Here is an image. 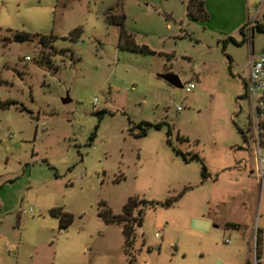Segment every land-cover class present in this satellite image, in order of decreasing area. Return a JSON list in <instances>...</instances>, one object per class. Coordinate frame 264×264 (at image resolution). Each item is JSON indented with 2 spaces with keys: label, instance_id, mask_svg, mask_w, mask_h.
I'll return each mask as SVG.
<instances>
[{
  "label": "rangeland",
  "instance_id": "1",
  "mask_svg": "<svg viewBox=\"0 0 264 264\" xmlns=\"http://www.w3.org/2000/svg\"><path fill=\"white\" fill-rule=\"evenodd\" d=\"M187 1L0 0V264H264L239 31L264 22V0H202L204 20ZM120 13L150 52L118 46L106 16ZM40 34L55 38L42 45ZM263 44L254 28V50ZM142 121L161 125L137 135ZM129 197L147 203L133 208L141 223L126 245L100 212L121 213ZM53 208L71 215L66 228Z\"/></svg>",
  "mask_w": 264,
  "mask_h": 264
},
{
  "label": "trees",
  "instance_id": "2",
  "mask_svg": "<svg viewBox=\"0 0 264 264\" xmlns=\"http://www.w3.org/2000/svg\"><path fill=\"white\" fill-rule=\"evenodd\" d=\"M197 3L194 4V0H188L186 3V11L187 14L192 17V18H200V19H206L207 14L204 10L203 7V1L202 0H197ZM106 19L110 23L118 24L120 26V31H119V39H118V46L122 48H127L131 50H139V51H144V52H150L151 50L146 46V45H139L136 44L130 33H127L123 29V21H124V14L120 13L119 15H113L109 14L106 16ZM248 23L242 25L239 29L240 33L245 36L244 34V29L246 28ZM256 29L258 31H264V22L263 23H255L253 26V29ZM77 31H73L69 34L70 37L74 36ZM31 34L27 32H16L14 35V39L18 41H28L31 38ZM253 38V33L252 36ZM55 36L53 35H37V42L39 44L45 45L47 43V40L50 39L52 42L54 40ZM228 40L234 41L233 38L228 37ZM240 43V42H239ZM160 123H154L151 124L149 122H139L138 127H139V132L137 135H144L146 133V128L148 126H153L155 128H160ZM260 141L259 145H264V120L260 122ZM96 128V127H95ZM238 131L243 134V130L241 128H237ZM246 129H249L246 127ZM93 136V134L91 135ZM184 159H196L200 162V175L201 178L204 179L208 176V173L206 171V167L201 160V158L197 154H191L187 158L184 157ZM147 201L144 199H137L134 197H129L127 201L124 203L122 207V212L118 214H113L110 209H106L105 211L100 212V215L103 217V219L106 222H119L122 224L121 231L124 235V242L125 244L130 243V238L132 237L133 234V226L134 225H139L141 223V213L142 209L138 208L136 215L132 214V210L134 207L139 206L140 204L144 205L146 204ZM49 213L53 216L58 217V225L60 228H66L69 223L72 220V217L69 213L61 210V208H53L49 211ZM255 257L258 259V253L257 251L255 252Z\"/></svg>",
  "mask_w": 264,
  "mask_h": 264
},
{
  "label": "built area",
  "instance_id": "3",
  "mask_svg": "<svg viewBox=\"0 0 264 264\" xmlns=\"http://www.w3.org/2000/svg\"><path fill=\"white\" fill-rule=\"evenodd\" d=\"M253 26L254 21L248 23L246 26L248 30L246 35H248L250 48L247 59L248 74L243 81V96L249 103V121L246 127L251 128L255 133L254 140L259 147L257 151V170L259 173H262L264 170V156L261 154L259 145L261 132L259 124L264 120V44L258 51H254L253 38L251 37ZM184 88L186 91H189L193 88V84L187 83ZM177 109H179V106H177ZM156 236H159V233H156Z\"/></svg>",
  "mask_w": 264,
  "mask_h": 264
},
{
  "label": "water",
  "instance_id": "4",
  "mask_svg": "<svg viewBox=\"0 0 264 264\" xmlns=\"http://www.w3.org/2000/svg\"><path fill=\"white\" fill-rule=\"evenodd\" d=\"M159 76L162 79H164L166 82H168L169 84L173 86L181 87L180 80L175 73L166 72V73L159 74ZM68 100L69 98L67 96L63 98V102H67ZM192 226L200 230H206L209 226V222L204 219L194 218L192 220ZM216 264H221V263L217 262Z\"/></svg>",
  "mask_w": 264,
  "mask_h": 264
},
{
  "label": "crops",
  "instance_id": "5",
  "mask_svg": "<svg viewBox=\"0 0 264 264\" xmlns=\"http://www.w3.org/2000/svg\"><path fill=\"white\" fill-rule=\"evenodd\" d=\"M247 32H248L247 28L244 29V33H247ZM258 50H259V49H258ZM258 50H254V51H258Z\"/></svg>",
  "mask_w": 264,
  "mask_h": 264
}]
</instances>
